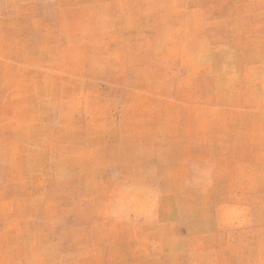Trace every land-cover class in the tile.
<instances>
[{
  "label": "rangeland",
  "instance_id": "1",
  "mask_svg": "<svg viewBox=\"0 0 264 264\" xmlns=\"http://www.w3.org/2000/svg\"><path fill=\"white\" fill-rule=\"evenodd\" d=\"M0 264H264V0H0Z\"/></svg>",
  "mask_w": 264,
  "mask_h": 264
}]
</instances>
